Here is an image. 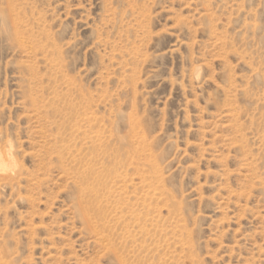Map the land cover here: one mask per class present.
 Returning a JSON list of instances; mask_svg holds the SVG:
<instances>
[{"label": "rangeland", "instance_id": "obj_1", "mask_svg": "<svg viewBox=\"0 0 264 264\" xmlns=\"http://www.w3.org/2000/svg\"><path fill=\"white\" fill-rule=\"evenodd\" d=\"M0 151V264H264V0H0Z\"/></svg>", "mask_w": 264, "mask_h": 264}, {"label": "bare ground", "instance_id": "obj_2", "mask_svg": "<svg viewBox=\"0 0 264 264\" xmlns=\"http://www.w3.org/2000/svg\"><path fill=\"white\" fill-rule=\"evenodd\" d=\"M9 150V149H8ZM12 151V150H11ZM4 151H0V173H6V172H10L14 169V162L11 160L12 158H10L6 153H3ZM11 156V155H10ZM6 161V162H4ZM91 174L94 173V171L92 170L90 172ZM14 179V178H13ZM93 181L95 179V177H92ZM89 189V188H88ZM90 190V189H89ZM97 190H98V185L93 184L91 186V190H90V195L89 198L93 200V202H98L100 203V201L97 200L98 194H97ZM92 195V196H91ZM91 200V201H92ZM98 203H94L95 206H99ZM96 211H99L96 210Z\"/></svg>", "mask_w": 264, "mask_h": 264}]
</instances>
